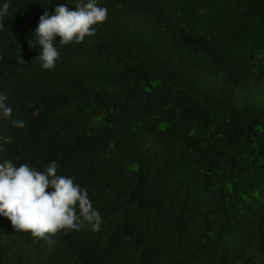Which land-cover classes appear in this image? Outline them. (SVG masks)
Here are the masks:
<instances>
[{
	"label": "trees",
	"instance_id": "16d2710c",
	"mask_svg": "<svg viewBox=\"0 0 264 264\" xmlns=\"http://www.w3.org/2000/svg\"><path fill=\"white\" fill-rule=\"evenodd\" d=\"M80 2L0 0V163L55 161L100 227L0 216V264H264V0H96L95 35L43 69L40 16Z\"/></svg>",
	"mask_w": 264,
	"mask_h": 264
},
{
	"label": "clouds",
	"instance_id": "9594fccd",
	"mask_svg": "<svg viewBox=\"0 0 264 264\" xmlns=\"http://www.w3.org/2000/svg\"><path fill=\"white\" fill-rule=\"evenodd\" d=\"M75 6L76 10L72 11L66 5H58L54 15L45 11L39 18L35 40L29 43L30 47L38 46L39 54L35 59L45 70L54 69L59 59L57 37L61 46L82 43L86 37L95 35V25L107 19V8L97 6L96 0ZM8 7L5 3L0 9V18L7 14ZM0 28H3L2 22ZM20 61L25 63L22 58ZM6 101L7 97L0 94V113L5 118L12 114ZM14 123L24 126L22 121ZM57 167L55 161L44 171L26 163L17 167L10 160L0 163V216L7 217L17 232L47 239L62 231L79 230L84 223L92 225L93 230L99 229L101 217L87 189L74 183L72 178L57 175Z\"/></svg>",
	"mask_w": 264,
	"mask_h": 264
}]
</instances>
